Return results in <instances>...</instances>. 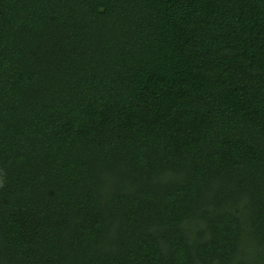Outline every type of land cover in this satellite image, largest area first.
Segmentation results:
<instances>
[{
	"label": "trees",
	"instance_id": "16d2710c",
	"mask_svg": "<svg viewBox=\"0 0 264 264\" xmlns=\"http://www.w3.org/2000/svg\"><path fill=\"white\" fill-rule=\"evenodd\" d=\"M0 264H264V0H0Z\"/></svg>",
	"mask_w": 264,
	"mask_h": 264
}]
</instances>
